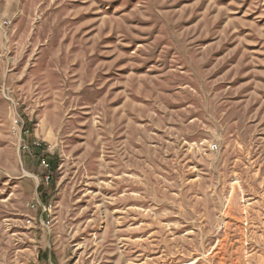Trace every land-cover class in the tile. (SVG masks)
I'll return each mask as SVG.
<instances>
[{
	"label": "rangeland",
	"instance_id": "1",
	"mask_svg": "<svg viewBox=\"0 0 264 264\" xmlns=\"http://www.w3.org/2000/svg\"><path fill=\"white\" fill-rule=\"evenodd\" d=\"M0 264H264V0H0Z\"/></svg>",
	"mask_w": 264,
	"mask_h": 264
},
{
	"label": "trees",
	"instance_id": "2",
	"mask_svg": "<svg viewBox=\"0 0 264 264\" xmlns=\"http://www.w3.org/2000/svg\"><path fill=\"white\" fill-rule=\"evenodd\" d=\"M43 159H45V160L47 161V163H48L49 166L51 165V162H50L49 160H47V159H48V156L44 155V156H43ZM50 167H51V166H50Z\"/></svg>",
	"mask_w": 264,
	"mask_h": 264
},
{
	"label": "built area",
	"instance_id": "3",
	"mask_svg": "<svg viewBox=\"0 0 264 264\" xmlns=\"http://www.w3.org/2000/svg\"><path fill=\"white\" fill-rule=\"evenodd\" d=\"M43 163L47 166V164L45 162H43Z\"/></svg>",
	"mask_w": 264,
	"mask_h": 264
}]
</instances>
